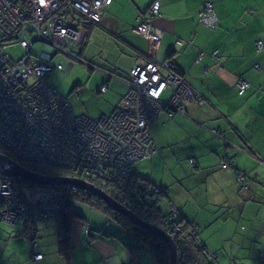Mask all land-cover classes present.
I'll list each match as a JSON object with an SVG mask.
<instances>
[{"label": "crops", "instance_id": "crops-1", "mask_svg": "<svg viewBox=\"0 0 264 264\" xmlns=\"http://www.w3.org/2000/svg\"><path fill=\"white\" fill-rule=\"evenodd\" d=\"M130 1L134 7L127 4L126 15L129 17L126 27L123 23V17H125L123 3L113 2L103 9L102 24L97 25L95 30L94 26L90 27L91 31L89 30L87 39L81 47L82 56H84L83 50L92 31L97 33L101 30L110 36H116V38L117 34L119 35L123 31L122 36L129 43L121 41L126 47L130 46V49L120 48V60H127L122 65L127 67L132 62L139 63L146 60L149 54L148 41L133 31V26H136L134 21L138 14L144 12L147 7L139 8L136 0ZM156 1L159 3L160 17L151 19V24L159 31L162 30L163 37L154 54L155 61L162 62L170 59L192 90L205 92L207 97L206 100L204 98L203 105H198L194 101L192 103L182 102L188 116L175 113L173 118H169L166 113H162L158 117L159 120L151 127L150 132L157 150L150 158L135 163L134 171L141 173V171L150 170L152 177L144 176L155 185L165 188L168 184L165 179V175L168 174L165 167L166 162H171L179 172L185 174L186 169L183 168V164L192 156V152L187 148L194 150L193 155L197 156L203 165L211 166L216 159L224 156L233 158V163L239 157L252 160L243 151L245 146L251 147L258 154L257 158L252 157L258 162L257 169L261 168L263 171V175L259 176L251 172L250 169L242 170L233 164L247 176L252 178L255 175L259 176V187L256 189L255 185H252L247 196L242 193L237 194V191L233 192L232 197H229L225 191L216 193L215 196H209L204 193L202 186L194 188L196 193L194 199L199 207H215L220 209L221 213H226V215L212 216L209 220L199 221L195 218L199 236V227L206 228L220 216L227 217L230 213L227 204L236 199L238 205H241L242 211L250 205L249 203H257L255 207H258L260 212L264 209V188L260 189L261 186L264 187V0H245L246 5H244V0ZM205 1L211 2L213 8L215 7L221 15L218 21L221 27L217 26L215 30H212L215 31L214 34L207 33L197 23L198 10ZM138 8L139 13L136 12ZM124 28L127 30H123ZM177 40L191 41L193 44L185 43L184 46L178 47L175 44ZM259 40L262 42V46L258 51L255 42ZM94 50H97L98 56L92 54L91 58L98 61L105 60L104 45L95 47ZM123 50H125L124 54L121 53ZM215 50L218 51L217 59L211 56V52ZM220 54L223 55L222 58L219 57ZM101 56L103 57L100 59ZM238 79H245L249 83L246 92L241 96H238L235 90ZM126 92L127 90L123 89V94ZM102 95L99 94L101 100ZM103 102L109 109L104 105L102 107L108 113L111 112L112 103L106 100ZM206 105L208 108L205 111L203 107ZM220 132L223 137L219 134ZM202 141L212 146L214 151L212 148H209L211 151L205 149L199 151ZM218 141L226 146L222 153L219 152ZM228 142L232 143L234 147L229 146ZM176 143L181 144L180 148L174 145ZM216 170L217 172L212 171V168L203 167L200 170V178H208L215 172L217 177L221 170L217 168ZM241 172L237 173L244 180V175ZM153 174H159V177H155ZM172 176L174 182L183 184L185 178L176 174ZM220 177L221 186L228 185L230 174L226 172ZM165 201L168 208V199ZM191 212L192 209L186 206L184 214L190 218ZM65 214L69 219H72L69 233L66 235L68 238L66 246L65 244L61 246L57 237L63 216L59 219L55 217L32 222L39 235V245L34 254H42L43 257L40 261L32 259L27 242L21 238L25 231L24 222H18L14 226L10 223H0V264H117V256L120 258L121 264L132 263V257L136 254L131 244L135 245L136 242L133 239L130 242L128 238H124L126 233L113 222V216L104 209V206L92 201L81 203L78 209L75 207L74 211L69 208ZM197 216H200V213L195 217ZM246 218L250 229L243 237L249 238L255 235L253 230L259 226L260 222L256 214ZM260 220L264 223V219L260 218ZM87 225H90V231L86 235ZM109 226L116 228L109 229ZM254 239L264 241V233L259 232L258 238ZM201 241L204 247L209 250L207 242L212 244L217 241L218 243V238L208 232L204 234ZM209 252L214 253L210 250ZM221 257L222 255H213L212 258L220 259Z\"/></svg>", "mask_w": 264, "mask_h": 264}, {"label": "built area", "instance_id": "built-area-1", "mask_svg": "<svg viewBox=\"0 0 264 264\" xmlns=\"http://www.w3.org/2000/svg\"><path fill=\"white\" fill-rule=\"evenodd\" d=\"M83 1L89 3L90 0ZM83 1L0 0V40L17 41L16 43L25 50L24 56L14 63L6 62L5 57L0 56V143L9 146V149L17 157L25 161L43 162V165L59 169L74 165L72 170H75L78 176L92 172L95 177H98L99 172H101V175L110 180L119 181L126 174L123 172L125 169L128 168L129 172L131 163L134 162L133 158L137 160L140 158V153L146 151L143 155L145 156L153 150V143H151L146 132V139L144 138L139 147L135 144L137 148L132 154L126 153L124 147L120 148L116 144V138L124 139L122 132L118 131V127L123 124L120 115L125 104L144 96H150L160 102L162 106L186 116L187 111L180 105V101L185 99V101H198L200 103L201 99L178 77L165 74V79H162L159 72L160 68L154 63L147 62L145 65H136L131 71L134 76V82L130 84L131 90L124 94L126 98L116 110V116H118L116 128H112V134L101 133L103 137L100 138L89 136V127L92 124L89 119L84 116L74 117L67 100H63L64 105L56 104L47 91L50 83L57 77L54 74V69L61 70L63 59H65L64 63L69 59L70 46L64 47L63 39L69 37L71 41L76 42L81 38L78 30L71 28L70 18L76 19L77 22L81 18L82 20L89 19L91 23H98L101 19V11L89 10ZM110 1L97 0L94 8H103L105 7L104 3L108 5ZM64 7L76 11L78 17H73L72 13H67ZM158 9V2L156 1L152 4L150 12L152 15H158ZM86 12L92 13L87 14ZM84 15H88L92 20ZM138 20H141V23L136 26V33L149 41V54L153 56L161 33L158 29L152 28L144 18H137ZM199 22L209 28L216 26L217 17L210 3H205L204 8L199 12ZM35 39L42 42L44 49L37 56H32L30 51ZM176 43L181 45L183 41L179 40ZM255 45L259 50L261 42L258 41ZM53 54L54 57L59 56V59L53 58ZM168 65L170 62H165L162 69ZM37 69L43 70V72L39 74L36 72ZM20 86L23 89L18 92ZM247 86H249L248 82L238 83L239 94H242ZM10 88L14 90L12 95L9 94ZM166 89L170 91L169 100L162 103L159 101V97ZM17 96L19 99H16ZM175 96L178 101L175 100ZM36 114L45 115V119ZM114 116L111 115L105 119L111 120ZM35 127H41L48 131L45 135L44 145L34 142L30 136L25 135V132L28 131L33 133ZM56 132L63 135V142H56L58 138ZM134 143L135 140L131 139L130 144L133 145ZM44 147L51 151L46 158L43 156ZM95 153L96 168L95 162L92 161V169L86 164L89 161L87 156ZM222 166L225 167L226 164L223 163ZM1 173L0 199L3 203L5 202L6 209L4 212H0V221H9L13 218V207H16V194L23 189L18 191V188H21L18 185L20 181L14 177L6 176L0 169ZM5 183L9 184V188H6ZM35 188L37 205H35L32 216L35 219L60 215L66 206L64 203L72 204V199L68 195L65 197V192H62L63 195L58 194L56 188ZM70 188L76 187L71 185ZM2 189H7V191H3L9 195L7 199L1 196ZM87 228L89 230V227ZM31 229L29 225L28 232ZM29 249H35V245L32 244ZM32 258L40 260L41 255L32 254Z\"/></svg>", "mask_w": 264, "mask_h": 264}, {"label": "rangeland", "instance_id": "rangeland-1", "mask_svg": "<svg viewBox=\"0 0 264 264\" xmlns=\"http://www.w3.org/2000/svg\"><path fill=\"white\" fill-rule=\"evenodd\" d=\"M83 1V0H82ZM97 0H90L89 3L83 1V4L89 9V10H95V11H102V7L96 9L94 8L95 2ZM115 2L123 3V13L126 15V6L127 4L130 5L131 7H134V4L130 0H113ZM137 5L139 8H145L147 7L151 0L147 2V0H136ZM158 2V1H157ZM105 6H108L104 3ZM244 5H246V1L244 0ZM139 8L136 10L137 13H139ZM214 11L216 13L217 17V23L216 27L220 26L218 24V21L220 20V14L218 13L217 9L214 7ZM87 14H91L92 12H86ZM149 14L152 15V13L148 12ZM144 14V13H143ZM143 14L140 13L136 17L134 24L136 25L137 23V18H144ZM85 17L90 18L88 15H84ZM132 17V16H131ZM129 18L130 21L132 18ZM91 19V18H90ZM92 20V19H91ZM70 26L71 28H76L78 32L81 34V38L79 41H71L69 37H66L63 39L64 47L65 46H70L69 51H68V61L64 63V61L61 63L63 68L61 70H56L54 69V74L57 75L54 81H52L49 85L48 95L53 97V101L58 104L61 103V105H64L63 100H67L71 106V109L73 111V116L74 117H80L82 115H87L93 119H95L94 116H96L99 111L101 106H106L108 109L109 107L103 102V100H106L110 103L115 101L116 105H119L120 103L123 102V100L126 98L123 95V89H122V82L118 79H111L109 88L103 93L102 95V100L99 99V93L97 91L99 90V86H101V81L99 80L97 74L95 71L88 70L86 68H83L80 64H76L73 67V60L75 59L74 55L72 54L73 51L78 50L83 46L87 39V26L88 24L91 23L89 19H80L79 22H77L75 19L70 18ZM126 27V23H125ZM133 31L136 32V26H133ZM221 27V26H220ZM125 29V28H124ZM207 33L214 34L215 31H210L207 29H204ZM121 31V30H119ZM160 33L163 37V32L160 30ZM179 41V40H177ZM71 43V45H70ZM188 43V42H186ZM104 45L105 47V60L106 62L109 61H114L112 64L117 63L118 65H122L123 63L127 62V60H120L119 58V52L120 48H126L129 50L124 43L117 39L116 37L110 36L107 33L103 31H98L97 33L92 31L91 35L86 42V46L84 47V56L83 59H91V55H95L96 57L98 56L97 50H94L95 47H101ZM42 49H44V45L41 43H35L32 46V50L34 53L39 54ZM3 50L8 52L10 55L14 57H19L20 54H22V50L19 48H11V47H5ZM229 53V52H228ZM3 55H1L2 57ZM79 56V55H78ZM103 56L100 57V59ZM220 58L223 57V55L220 54ZM127 59V58H126ZM83 61V60H82ZM14 63V62H13ZM106 68V67H105ZM104 69V68H103ZM105 72L112 73L109 69H105ZM36 72L39 74L43 72V70L37 69ZM114 75V74H113ZM132 77H134L131 74ZM77 83L81 84V87H78L75 89V85ZM84 88V89H83ZM197 92L200 96L203 98L207 97V93L205 92H199L197 90H194ZM116 93H119L120 95L118 96ZM176 97V96H175ZM174 97V98H175ZM176 101H178V98H175ZM185 100V99H184ZM100 106V108H99ZM208 106L206 105L203 107V109L206 111ZM166 113L169 118H173L175 116V112H173L170 108L162 106L160 102H158L155 98H151L150 96L148 97H141L139 99H136L133 102H128L124 107L121 112V120L127 122L129 125L132 124H137V129H130V130H140L141 128H144V138L146 139L147 131L151 132V127L157 123L159 120L158 117L162 114ZM137 122V123H136ZM89 136L100 138L101 136V131H97L96 134H90ZM213 138V136H211ZM147 142V140H145ZM220 145H218L219 152H224L225 147L222 143L218 141ZM217 143V144H218ZM229 146H234L233 144H229ZM148 147V143H147ZM156 147L153 145V150L147 155L145 159L150 158L151 155H153L156 152ZM202 148L200 149V151ZM139 151V152H138ZM137 152L140 153V150ZM243 151L250 157L251 159H244V158H236L235 162L233 163L234 165L238 166L242 170H251V172H254V174H258L259 176L263 175V171L261 168H258V162L253 159V157L249 154L248 150ZM51 151L47 149L46 147L43 148V156L46 158ZM146 153H140L139 157L143 156ZM94 159L96 160V153L94 156ZM143 159V160H145ZM233 159V158H232ZM133 161L136 159L133 158ZM233 161V160H232ZM36 163H42L43 162H37ZM166 169L168 170V174L165 175V179L167 181V189L168 192L165 193L163 196H161L163 199L159 205L162 207V213L167 212V203L165 200L168 199V206L170 203H173L174 206H181L182 209L185 211V205L189 201V199L183 198L182 195L185 192V188H189L192 190V187H195L196 189L198 187L203 188V191L206 195L209 196H215L216 193H221L225 191L226 194L229 195V197H232L233 192L237 191L238 193H242L243 195L247 196L248 192L250 191L252 185H255V188L257 189L259 187L258 185V179L259 176H254L253 178L251 176H247L243 172H241L244 175V180L239 176L237 172H235L232 168L228 167V169H223L219 173V176H215L214 174L210 175L208 178H199L195 176V171L192 170V172L189 174V180L186 182L184 179L183 184H180L179 182H174L172 180L173 174L178 175L179 177H184V172H179L176 169V166H174L171 162H166L165 165ZM189 167V162L188 160L183 164V168L188 169ZM236 167V169L239 170V168ZM74 168V165H71L70 167H66V170L74 171L76 174L77 172L75 170H72ZM95 168H96V161H95ZM232 172H231V171ZM127 174L128 168L123 171ZM227 173L230 174V178H228V185L221 186L220 184V176L221 174L225 175ZM100 175H98L99 181H103L105 183L107 182H112L114 183V180H110L108 177H105L104 175H101V172H99ZM133 173H136L133 171ZM173 173V174H172ZM125 174V175H126ZM136 174H143L148 177H152L150 174V170L141 171V173H136ZM155 177H159V174H153ZM110 176V173H109ZM84 181L89 182L88 180H95L96 177L90 172L89 174H82L80 176ZM75 178V177H73ZM7 182V181H4ZM125 180L120 178L119 183H124ZM91 183V182H89ZM118 183V184H119ZM93 184V183H91ZM27 184L22 183V186L26 188H22L23 190L16 194L15 201H16V207H13V218L12 220L5 221L1 220L0 222H6L12 224V226L16 225L18 222H24L25 226V231L22 233V239L25 240L26 242L29 240L28 237V226L32 219L35 220V217L33 216L34 210H35V205H37L36 201V188L31 187V186H26ZM94 185V184H93ZM190 185V186H188ZM188 186V187H185ZM64 186H59V188H56L58 194L63 195L62 192H65L68 197H70L73 201L72 203L74 204V207L78 209L79 201L75 199L77 188H73L74 194L68 193L66 188H62ZM97 187V186H96ZM185 187V188H184ZM53 188V187H52ZM99 188V187H98ZM264 187L261 186L260 189H263ZM101 189V188H100ZM102 190V189H101ZM7 191V189H6ZM105 192V191H104ZM106 193V192H105ZM109 195V194H108ZM168 195L170 196V199L168 198ZM110 196V195H109ZM160 199V200H161ZM115 200V199H113ZM237 200V199H236ZM233 201L230 204H227V207L230 210V213L227 217L220 216L218 219L213 220V222L208 225L206 228H201L199 227V236L197 233V224L194 221H191L193 224L188 223L189 229L191 228V233L193 234L194 237H196V240L192 238V240L189 242L191 252L193 254L194 250L199 246L198 239H203V236L205 233H212L215 237L218 238V243L215 241L212 244H206L209 247V250L214 252L213 254L209 252L208 249L205 248V255L208 257V260H215L217 264H264V241L263 240H255L254 238H258V233L263 232L264 233V223L260 220L264 219V209L260 212L258 207H255L257 203H249V206H246V209L242 211L241 205H238L237 201ZM116 201V200H115ZM117 202V201H116ZM120 204L119 202H117ZM121 205V204H120ZM102 206V205H101ZM122 206V205H121ZM199 206L197 205V208ZM255 207V208H254ZM203 210L200 213V216H197V220H209L210 217L215 216V215H221L226 213H221L220 209H216L215 207H209L205 208L202 207ZM6 209V205L4 202V208H2V212H4ZM78 211V210H77ZM114 211V210H113ZM247 215L245 216V214ZM258 215L259 217V226L253 230L255 235H252L249 238L243 237V235L249 231L250 225L247 221L246 217H251V215ZM24 215H27V218H24ZM32 217V218H31ZM194 214H191L190 218L185 217L187 220H193ZM59 219V217H58ZM113 220V218H112ZM114 222V220H113ZM2 225V224H1ZM90 225H87L89 227ZM138 226V225H137ZM85 228L87 230V234L89 233L88 228ZM141 228L140 226H138ZM109 229L116 228V227H108ZM200 237V238H199ZM124 238H128L130 242H132V238L125 234ZM176 246V244H175ZM34 249L33 251H35ZM13 253V252H10ZM176 254H177V247H176ZM3 255V253H2ZM213 255L220 256L222 257L220 259H215L212 258ZM116 263L121 264L120 258L117 256L116 257ZM169 263V261H168ZM140 264H155L154 259L147 250H142L141 251V256H140Z\"/></svg>", "mask_w": 264, "mask_h": 264}, {"label": "trees", "instance_id": "trees-1", "mask_svg": "<svg viewBox=\"0 0 264 264\" xmlns=\"http://www.w3.org/2000/svg\"><path fill=\"white\" fill-rule=\"evenodd\" d=\"M113 2H115V1L111 0L109 2V5L113 4ZM154 2H156V0H153L152 2H150V4L147 6V9L144 12H142V14L144 13L143 14L144 19L147 20L148 23L152 26V28L155 29L154 25L151 24V19L156 18V17H160L159 3H158V7H159L158 15H151L148 13ZM205 3H210L211 6L213 7L211 2L205 1L203 3L202 7L198 10L197 23L199 25H201L203 28H206L208 30H215L217 28L216 26H214L213 28H209V27H207V26H205L199 22V12L204 8ZM108 6L103 7V9L107 8ZM103 9L101 11L100 21L98 23L88 24L87 34L89 33V30L91 31V28H90L91 26H94L93 29L95 30V29H97L96 27H98L102 24ZM64 10L67 13L68 12L72 13L74 15L73 17H78V14H76L77 13L76 11H72V10L68 9L67 7H64ZM127 10H128V8L126 6V11ZM213 10H214V8H213ZM128 17H129V15H125V17H123L124 18V20H123L124 24L128 20ZM140 23H141V20H138L136 23V26ZM123 30H127V29H123ZM122 33H123V31H121L119 33V35L117 34V38L119 40L124 41L125 43H129L122 36ZM161 39H162V35L160 37L158 46H157L154 54L158 50ZM16 42L17 41H14V40H6V41L0 40V56L3 55L5 57L6 62H16L24 56L25 50ZM176 42L177 41H175V44L177 45ZM256 42H258V41H256ZM256 42H255V44H256ZM185 43L186 42H183L181 45H177V46L182 47L185 45ZM186 44L191 45L193 43L190 41ZM148 45H149V41H148ZM261 46H262V42H261ZM5 47L19 48L23 52H22V54H20L19 57H14V56L10 55L8 52H6L5 50H3ZM255 47H256V45H255ZM127 48L130 49V46H128ZM260 49H261V47H260ZM124 51L125 50L121 51V53L123 52V54H124L125 53ZM30 52H31L30 54L32 56H34V55L37 56L36 53L33 52V50H31ZM81 52H82V48H79L78 50L72 52V54L75 57V59L72 62L73 67L76 64H80L83 68H86L88 70L96 72L99 80L101 81V86H99V90L97 91V93H99V94H100V92L104 93L109 88V84H110L111 79H115V78H118L122 82L123 89L124 90L126 89L128 92V90H131L130 84H132L134 82V78L131 76L132 69L136 65H145L147 62H152L160 68L159 72L161 73L162 79H165V74H170L172 76H175V77H178L179 79H181L192 90V88L184 81L182 75L177 71V69H175V67H174L175 64L170 59H166L162 62H156L154 59V55L151 56L150 54H148V57H146L145 61L139 62V63L132 62L131 65H128L127 67H125L123 65H118L117 63L112 64V62H114V61H109V62H106V60L98 61V60H94L93 58L85 60L81 56V54H82ZM217 55H218L217 50L211 52V56L213 58L217 59L218 58ZM53 58L59 59V56L54 57V54H53ZM63 61H65V59H63ZM165 62H170V65H168L167 67L162 69V66ZM105 67L107 69H109L110 71H112L114 75L112 73L105 72L106 71ZM243 81L247 82V80H245V79H238L236 84H235V90H236V93L238 96L243 95L246 92L247 88L249 87V86H247L245 91L242 94H239L237 84L240 82H243ZM78 87H81L80 83H77L75 85V89H77ZM22 89H23V87L20 86L18 92L21 91ZM9 91H10L9 92L10 95H12L14 92V90H12L11 88ZM192 92L195 95H198L201 99L200 103L198 101H194V102H197L198 105H203L204 104V98L202 96H200L199 94H197L196 92H194L193 90H192ZM169 96H170V91L166 89L161 93V95L159 97V101H161L162 103H166L169 100ZM16 99H19V97L17 96ZM182 102L192 103L189 101H185L183 99L180 101L181 106H183ZM114 103H115V101L112 102L111 110H113L114 108H116L118 106ZM99 108H100V106H99ZM185 110H186V108H185ZM107 115H108V112L106 111L105 108H103L101 106L99 113L96 116H94L95 119H93V118L92 119L97 122L101 118H105ZM215 129H217V128H215ZM100 131H101V133H103L102 130H100ZM219 134L223 137V134L221 132ZM147 135L152 140V137H151V134L149 131H147ZM228 143L232 145V143H230V142H228ZM174 145L178 148H180V146H181V144H178V143H176ZM213 146H216V144H213ZM232 147H234V146H232ZM201 148H203L202 150L205 149V150L211 151L209 148H212V146H210L206 142L202 141ZM187 149H189L190 152H192V156H191V158L188 159L189 167H188V169H186V172H185L186 182L189 180L188 176L192 172V170L195 171V176L200 178V175H199L200 170H202L203 167L212 168V171H217L216 168L219 170H223V169H228V167H230L235 172H240L233 165V161H232L233 159L232 158L224 156L218 160L216 159V161L211 166H205L201 163V161L199 160V158L197 156L193 155V153H194L193 149H190V148H187ZM212 150L214 151L213 148H212ZM245 150H248V152L251 156L256 157V158L258 157V154L251 147L247 148L245 146ZM0 153L3 154L4 156H7L10 160L15 162L16 164L21 165L22 167L29 169L30 171H34V172L44 174V175H48V176L77 177L76 179H78V174H76L74 171L54 168V167L43 165L40 163H34L32 161L22 160L19 157H17L9 149V146H7L6 144L0 143ZM147 155L140 157L136 161L131 163L129 172H127V174L124 175L122 178L125 180L124 183H119V181H115L114 183H112V182L105 183V182L99 181V180H88V181L93 183L95 186L101 188L103 191H105L107 194H109L113 199H115L122 206H124L125 208H127L128 210L133 212L137 217H139L144 222L149 223L151 225H154V226L160 228L161 230H163L164 232L168 233L171 236L172 240L175 242L176 247H177L176 264H217L215 260H210V261L208 260V257L205 255V253H206L205 247H204L201 239L197 240L199 243V246L194 250L193 254H192L191 249L189 247V245H190L189 242L192 240V238L194 240H196V237H194L193 234L191 233V228L193 227V225L191 226L190 229L187 225H188V223L193 224L191 221L195 220L196 214L201 213V209H202L201 207L197 208V204H196V201L194 199V197L196 196V193L194 191L195 187H192V190L184 189L185 192L182 195L183 198L189 199V201L185 205V209H186V206H189V208L192 209L191 214H194L193 220H190V221L187 220L185 218L187 216L184 214V210L182 209V207L180 205L174 206L173 203H170V205L167 208V212L163 214L162 210H161L162 207H160L159 203L163 200V199H161L162 198L161 196H163L165 193L168 192L167 187L163 188L162 186H157L151 180H149L147 177H145L143 174L141 175V174L133 173V171H134L133 166L135 165V163L142 161L143 159H145L147 157ZM223 163L226 164L225 167L222 166ZM22 183H25L31 187L35 186L29 182L20 181V183L18 185L21 188H18V191H21L22 188H24V186H22ZM188 186H190V185H188ZM56 188H59V187H56ZM66 195L67 194L65 193V197H66ZM168 198L170 199L169 195H168ZM75 199L81 203H89L92 201V202H96V203H99L100 205L104 206V209L106 211H108L113 216L114 223L136 242L135 245L131 244L132 248L135 250L136 255H133L132 260H131L132 263L130 262L128 264H140V252L142 250H147L149 253H151L155 264H168L169 250H168L166 243L164 241H162L159 237L155 236L152 233L147 232L144 229L139 228L136 224H133L127 218L123 217L122 215H120L117 212L110 209L109 206L107 204H105L102 200H100L99 198H97L93 195H90L86 191H83L81 189H77ZM64 205H66V206L64 208L63 214H61V215H57L54 217H48V218L41 217V218L35 219V220H38V219L39 220H46V219H50V218L63 216V222L61 223V228L57 232V237H58V240H59V243L61 246H62V244H65V246L67 245L68 238L66 235H68V233H69L70 222L72 220V219H69L65 213L67 212V210L69 208H71L72 210L75 211L74 204L72 206V205H68L67 203H64ZM2 208H4V203L0 199V210H2ZM0 212H2V211H0ZM75 214L78 215V213H75ZM191 214H190V216H191ZM187 218H189V217H187ZM33 221H34V219H32L31 223ZM0 223L4 224L3 222H0ZM194 223H195V221H194ZM31 228L32 229L28 233V235H30L28 237L29 240L27 241L28 249L32 244L35 245V249H36L39 245V235H38L37 230L35 229L34 225H31ZM85 233H86V229H85ZM30 243H32V244H30ZM137 243H139V244H137ZM33 250L29 249V251H31V254L35 253ZM36 254H40V253H36ZM40 255H41V259H42L43 256H42V254H40Z\"/></svg>", "mask_w": 264, "mask_h": 264}, {"label": "water", "instance_id": "water-1", "mask_svg": "<svg viewBox=\"0 0 264 264\" xmlns=\"http://www.w3.org/2000/svg\"><path fill=\"white\" fill-rule=\"evenodd\" d=\"M42 43L40 40L35 39L32 42ZM35 163V162H34ZM0 169L1 171L8 177H14L18 181L29 182L35 186L33 187H59V186H75L78 189L86 191L90 195H93L100 200H102L105 204L109 206L110 209L114 210L118 214L130 220L133 224H136L141 227V229L146 230L149 233L154 234L159 237L162 241H164L169 250V263L168 264H176V246L171 236L161 230L160 228L151 225L149 223L144 222L139 217H137L133 212L118 204L111 196L105 193L100 188L95 185L76 178L66 177V176H48L44 174H40L34 171H30L22 167L21 165L16 164L12 160H10L7 156H4L0 153ZM63 211V208H62ZM62 212L60 213V215Z\"/></svg>", "mask_w": 264, "mask_h": 264}, {"label": "bare ground", "instance_id": "bare-ground-1", "mask_svg": "<svg viewBox=\"0 0 264 264\" xmlns=\"http://www.w3.org/2000/svg\"><path fill=\"white\" fill-rule=\"evenodd\" d=\"M42 57L45 58L44 55H42ZM148 73H150V71H148ZM50 108H53V106H50ZM36 115L45 119V115H42V114H36ZM117 121H118V116L115 115L113 118H111V120H106L104 118L97 123H92L91 126L89 127V133L94 135L96 134L97 131L102 130L104 134L105 133L112 134V128H116L115 124ZM121 121L123 124L122 126L118 127V131L122 132L124 139L116 138L115 141H116V144L120 148L124 147L126 149V153L132 154L135 152V149L137 148L136 145L139 147L141 143L144 141V128H141L140 130H130V129H137V125L136 124L129 125L127 122L123 120ZM47 133L48 131L44 130L43 128L35 127V131L33 133L28 131V132H25V135L30 136L34 142L41 143L44 145V139ZM55 134H57L58 136L56 142L57 141L63 142V135L59 134L58 132H56ZM100 137H103V136L101 135ZM131 139L135 140V143L133 144L134 146L130 144ZM94 156L95 154L87 156V158H89V161L86 162V164H88L92 169H93L92 161L93 162L96 161L94 159ZM1 178H2V173L0 174V179ZM95 180H99V179L96 177ZM5 185H6V188H9V184L5 183ZM4 190L6 189H2L1 196L7 199L9 195H6L5 192H3ZM66 190L68 191V193H71V194L75 193L74 190L71 189L70 187L66 188ZM27 217H28L27 215H24V218H27Z\"/></svg>", "mask_w": 264, "mask_h": 264}, {"label": "clouds", "instance_id": "clouds-1", "mask_svg": "<svg viewBox=\"0 0 264 264\" xmlns=\"http://www.w3.org/2000/svg\"><path fill=\"white\" fill-rule=\"evenodd\" d=\"M42 44V43H41ZM43 50V49H42ZM36 55H38V54H36ZM100 94H103V92H100ZM125 94V93H124ZM123 94V95H124ZM87 117L88 119H89V122L90 123H97V122H99L100 120H102V119H104V118H101L99 121H94L91 117H89V116H87V115H82V116H80V117ZM108 116V115H107ZM186 116H188V113H187V115ZM106 118V117H105ZM151 143H153V141L151 140ZM153 145H154V143H153ZM67 177V176H66ZM71 178H73V177H71ZM75 178H77V177H75ZM78 179H81V180H83L80 176H78ZM66 187H69V186H64V187H62V188H66ZM53 188H56V187H53ZM78 189V188H77ZM73 201V200H72ZM72 206H73V203L71 204ZM63 214V213H62ZM30 224L32 225V223L30 222ZM89 231H90V226H89ZM87 234V233H86ZM175 243V242H174ZM31 257H32V254H31ZM33 259V258H32ZM34 260V259H33ZM34 261H39V260H34Z\"/></svg>", "mask_w": 264, "mask_h": 264}, {"label": "flooded vegetation", "instance_id": "flooded-vegetation-1", "mask_svg": "<svg viewBox=\"0 0 264 264\" xmlns=\"http://www.w3.org/2000/svg\"><path fill=\"white\" fill-rule=\"evenodd\" d=\"M117 107H118V106H117ZM117 107L114 108L113 110H111V112H109V113H108V116H106V117H109V116H111V115H116V114H117V113H116ZM118 115H119V114H118Z\"/></svg>", "mask_w": 264, "mask_h": 264}]
</instances>
